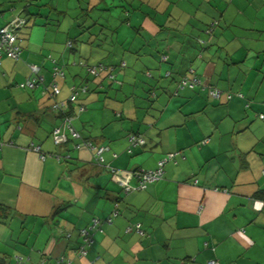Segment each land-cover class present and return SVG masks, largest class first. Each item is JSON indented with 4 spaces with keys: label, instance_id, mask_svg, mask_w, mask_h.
<instances>
[{
    "label": "crops",
    "instance_id": "0c3cea01",
    "mask_svg": "<svg viewBox=\"0 0 264 264\" xmlns=\"http://www.w3.org/2000/svg\"><path fill=\"white\" fill-rule=\"evenodd\" d=\"M28 1L0 0V27ZM37 1L19 58H0V264H264V0ZM54 62L68 74L55 79L58 101L67 104L71 85L88 87L69 104L71 124L107 147L102 165L68 134L52 140ZM81 62L114 67L115 81L81 76ZM29 64L43 85L20 88ZM190 71L243 98L213 100L200 88L172 97ZM129 134L144 140L130 153ZM169 153L161 180L122 191L120 177L134 185L128 172ZM115 205L112 224L77 255L79 230ZM133 224L141 234L127 231Z\"/></svg>",
    "mask_w": 264,
    "mask_h": 264
},
{
    "label": "built area",
    "instance_id": "2783aa9c",
    "mask_svg": "<svg viewBox=\"0 0 264 264\" xmlns=\"http://www.w3.org/2000/svg\"><path fill=\"white\" fill-rule=\"evenodd\" d=\"M25 20L23 17L20 15H17L13 17L9 22H7L5 25L0 27V58L1 56H6L7 58L17 60L19 58V53H20V48L17 44V39H18V31L24 26ZM66 47L70 48L71 47V42L66 43ZM124 65V64H122ZM29 77L26 78V80L22 83L19 84L20 88H27V89H34L38 85H43V79L39 74V67L34 65V64H29ZM105 68L101 65L98 66H92V67H87V70L90 74L96 75L98 72L104 70ZM52 76V82L49 84L50 88V96H56L59 94V89L57 88L55 84V79L56 78H61L63 77L62 72L57 68L54 67L51 72ZM192 82H198V80L193 79ZM188 82L183 80L181 84H179V88L182 89L185 86H188ZM192 86V85H189ZM44 90H47V87H44ZM86 91V87H70V96H69V101H74L76 99V95L78 93H83ZM214 97L219 96L218 91H212L210 93ZM54 110H61L63 111L64 105L63 103H54L52 106ZM83 108L81 107L80 110ZM67 132V133H66ZM67 134L70 135V137L73 140H78V142L73 146L74 149L78 150L82 147L93 150L94 155L93 159L94 162L98 165H102L104 163V159L102 157V154L107 150L106 146H100V145H93L89 142H83L79 141L80 136L78 133H76L73 128L69 124V120L63 121V123L55 127L52 131V140L54 144L60 145L64 144L67 141ZM128 143L129 147L127 152L130 153L133 148L136 147H141L144 145V140L141 136H135L131 135L128 138ZM34 153L39 154V148L38 147H32L31 148ZM175 153H169L167 154L163 159L159 160L156 164L155 169L153 170H141V169H135L127 174L130 176H133L135 179V184L131 185L128 182L129 177L128 176H122L119 178L121 181V186H122V191L125 194H128L129 192H134V191H141L146 188L149 184H152L154 182H157L162 178L163 175V167L164 165L169 161L172 160L173 157L175 156ZM43 158V156H40ZM107 170L114 172V168L110 167L109 165L104 166ZM117 205L114 206V209L111 211L110 215L106 217L105 219H98V218H93L90 223L79 230V236L81 238L82 245L81 247L78 248V255L79 256H84L86 254V247L90 246L93 242L92 236L95 233H101L102 228L104 225H110L112 221L116 218L117 216ZM136 228H139V225L136 226ZM129 230V227L127 228ZM138 234H141L140 231H137ZM68 261H64L65 264H67ZM206 264H218L216 261L211 260L208 261Z\"/></svg>",
    "mask_w": 264,
    "mask_h": 264
},
{
    "label": "trees",
    "instance_id": "16d2710c",
    "mask_svg": "<svg viewBox=\"0 0 264 264\" xmlns=\"http://www.w3.org/2000/svg\"><path fill=\"white\" fill-rule=\"evenodd\" d=\"M27 9V8H26ZM26 9H25V7L21 10V12L22 13H25L26 12ZM28 11V10H27ZM21 12H19V14L18 15H20V14H22ZM21 17H23L24 18V20H25V24H26V19H27V15H20ZM24 24V25H25ZM217 25V23L216 22H213L212 24H211V28L213 27V26H216ZM24 27V26H23ZM20 31V30H19ZM19 31H18V39H17V44H18V40H19ZM69 42H71V47H72V41H69ZM71 47L70 48H67L66 47V49L67 50H71ZM20 48V47H19ZM167 62V57L166 56H160V63H166ZM122 64H124L123 62H121V64H120V67H124V65H122ZM79 65L81 66V67H83L84 69H86V71H85V73H86V76H90V77H94V78H98L101 74H104V73H106V77H107V79H109V80H111V81H115L114 80V74H113V71H114V67H112V66H104L103 64H96V65H88V64H86V63H79ZM98 65H101V66H103L105 69L104 70H102V71H100V72H98L96 75H92V74H90L89 72H88V70H87V67H92V66H98ZM54 67H57L61 72H62V74H63V77H61V78H64V72H63V70H62V67L59 65V64H57V62H54V65H53V68ZM52 68V69H53ZM193 79H196V80H198L199 81V83L198 82H192V80ZM183 80H185V81H187L188 82V84L189 85H192V86H185V87H183L182 89H180L179 88V84H181V82L183 81ZM177 87L173 90V92L170 94L172 97H177V96H180V92H182L183 90H191V89H194V88H200V89H202V90H206V94H207V96L209 97V98H211V99H213V100H219L220 99V97L221 96H224L225 97V99L226 100H231L233 97H236V98H239V99H242L243 98V95L242 94H240V93H234V94H232L231 92H229V91H221V90H219V89H217V88H215V87H212V86H210V85H206V86H204L202 83H201V81H200V78H198V76H196L195 74H193V72L192 71H190L189 72V74L188 75H183V76H181L180 78H179V80L177 81ZM71 86H73V87H77V88H79V87H86V91L88 90V87H87V85L85 84V83H79V84H75V85H71ZM70 86V87H71ZM59 89V88H58ZM85 91V92H86ZM212 91H218L219 92V96L218 97H214V96H212L210 93L212 92ZM85 92H83V93H85ZM59 93H60V89H59ZM81 93H78L77 95H76V99L74 100V101H69V96H70V88H69V95H68V97H67V104H66V102L65 101H58L57 100V96H58V94L56 95V96H51L53 99H54V101L52 102V104H51V106H50V109L52 110V111H54V112H57V114H58V116H59V124L57 125V126H55V127H58V126H60L62 123H63V121H65V120H69V124H70V126L73 128V126H72V124H71V121H72V115H71V110H69V104H71V103H74L76 100H77V98H78V96L80 95ZM54 103H63V105H64V110L63 111H61V110H54L53 108H52V106L54 105ZM247 106V105H246ZM83 108L84 106H79V110H80V108ZM82 110H84V108L82 109ZM82 110H80V111H82ZM54 127V128H55ZM53 128V129H54ZM53 129H52V131H53ZM73 130L76 132V133H78L74 128H73ZM67 133V132H66ZM79 134V136H80V140L79 141H83V142H89V143H91V144H93L91 141H89V140H84L83 138H82V136L80 135V133H78ZM131 135H135V136H140V135H138V134H129L128 136H127V141H128V138H129V136H131ZM51 136H52V132H51ZM73 140V139H72ZM67 141H68V138H67ZM66 141V142H67ZM76 142V144L77 143H80V142H78V140H75ZM65 142V143H66ZM64 143V144H65ZM75 145V144H74ZM94 145V144H93ZM128 147H129V143H128ZM128 147H127V150H128ZM39 154H41V153H39ZM167 155V154H166ZM165 155V156H166ZM41 156H45V155H41ZM164 156V157H165ZM163 157V158H164ZM65 158V160H68V159H70V156L69 155H67V156H65L64 157ZM162 158V159H163ZM161 160V159H160ZM155 169V168H154ZM153 170V169H152ZM164 173V172H163ZM162 177H163V175H162ZM162 179V178H161ZM160 179V180H161ZM159 181V180H158ZM134 192H138V191H134ZM3 209H5V207L4 206H1L0 205V219H4L3 217H4V210ZM117 212H118V210H117ZM118 214H119V212L117 213V216H118ZM116 216V217H117ZM105 219V218H104ZM113 222V221H112ZM112 224V223H111ZM110 224V225H111ZM110 225H107V226H110ZM138 224H133V225H129L128 227H129V230H127V231H130V230H133L135 233H138L137 231H140V229L138 228H136V226H137ZM127 227V228H128ZM104 231V229L102 228V232ZM101 232V233H102ZM93 236H94V234H93ZM93 236H92V239H93ZM81 246H83L82 245V242H80V245H79V247H81ZM76 253H77V255H78V249H77V251H76ZM81 257V256H80ZM65 260V259H64ZM66 261H69L68 259H66ZM211 261V260H210ZM214 261H216V260H214ZM208 262V261H207ZM206 262V263H207ZM217 262V261H216ZM218 263V262H217ZM219 264V263H218Z\"/></svg>",
    "mask_w": 264,
    "mask_h": 264
},
{
    "label": "rangeland",
    "instance_id": "374dc122",
    "mask_svg": "<svg viewBox=\"0 0 264 264\" xmlns=\"http://www.w3.org/2000/svg\"><path fill=\"white\" fill-rule=\"evenodd\" d=\"M37 0H33V2L32 1H28V2H26V3H24V5L22 6V8H21V10L25 7V9H26V12L25 13H22V14H20V15H29V13H28V11L27 10H31L32 11V13L34 12V13H37V9L38 10H42L43 9V7L41 8V6H42V4H36V3H38L39 1H37ZM31 4H32V6H31ZM35 5V6H34ZM31 6V7H30ZM30 7V8H29ZM41 9H40V8ZM50 8H46V11H48ZM20 10V11H21ZM13 11H11V13H12ZM100 12H102V13H100ZM106 12H109V11H90V12H88V14H90L91 16H93V17H97V16H99V14H102V16H100V17H103L104 19L106 18V15H107V13ZM111 12H113V10H111ZM17 13H19V10H18V12ZM47 13V12H46ZM87 14V13H86ZM54 19H52V20H55L56 18H57V15H54V14H52L51 15ZM72 20H74V15L73 14H71L70 16H69ZM47 19V16L45 15L44 16V21ZM48 24H49V26L48 27H53L52 25H54V27H55V21H52V22H50V21H48ZM57 27H59L58 25H57ZM44 28H45V26H44ZM21 30V29H20ZM68 42V41H67ZM66 42V43H67ZM66 43H65V46H66ZM78 42H76V44H77ZM77 61H75V63H76ZM75 68H79V70H83L82 71V75L81 76H84L86 73H85V71H86V69H83V68H80V67H77V66H74ZM64 71V73H65V77H67V72L65 71V70H63ZM176 79V78H175ZM168 83H170L171 82V80H168L167 81ZM177 87V84H175V87H174V89ZM173 89V90H174ZM173 92V91H172ZM171 92V93H172ZM111 93H114L113 91H111ZM109 99H112V98H109Z\"/></svg>",
    "mask_w": 264,
    "mask_h": 264
}]
</instances>
